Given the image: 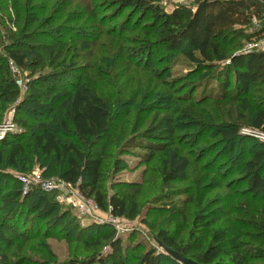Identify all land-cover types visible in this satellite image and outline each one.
I'll return each mask as SVG.
<instances>
[{"label":"trees","instance_id":"16d2710c","mask_svg":"<svg viewBox=\"0 0 264 264\" xmlns=\"http://www.w3.org/2000/svg\"><path fill=\"white\" fill-rule=\"evenodd\" d=\"M160 1L107 0L108 8L103 10L97 0H88L78 20L88 16L91 26L97 21L98 28L93 30L90 26L55 25L57 17L52 14L43 18L38 11L24 15L21 0H0V22L12 23L18 30L4 35L0 28V125L5 104L15 103L17 109L33 113H45L48 109L47 114L60 107L75 133L87 142L88 151L62 142L46 122L34 126L37 146L44 154L57 156L62 165L60 179L78 186L102 210L109 209L113 216L126 220H135L141 215L139 190L133 189L131 184H125L126 192L119 190L108 195L105 190L107 180L116 169L122 168L121 156L136 152L148 165L156 162L162 186L168 190L175 182L189 180L195 167L193 180L201 192L196 200L189 240L179 242L164 229L157 232L158 239L204 264H264V142L248 137L235 158L240 127L236 123L220 127L218 124L212 127L211 134L219 136L227 149L221 148L217 157L207 159L203 165L199 158L197 165L185 149L183 140L188 136H180L177 117L170 104L159 109L151 103L156 99L155 91L148 94L151 98L148 106L152 108L144 121L146 127L129 135V117L134 107L123 116L114 114L87 81L90 71L96 73L99 60L96 46L101 40L114 37L115 32L120 31V37L116 36L118 41L126 32L137 30L143 37L138 36L133 46L122 47L121 44L118 58L119 62L124 60L122 66L129 79L139 83L132 90L136 102L150 89L148 78L163 89L156 102L173 98L171 86L178 84L177 81L191 79L194 84H200L208 78L218 79L217 89L206 94L201 103L237 105L248 127L254 133H264V50L228 54V48L239 40L247 45L264 39V0H193L192 5H179L171 11ZM67 4L71 6V1ZM33 8L37 10V5ZM117 18L124 20L115 21ZM255 19L258 24L254 23ZM82 52H86L88 60L84 65L79 64ZM179 53L200 70L197 78L196 74H190L183 79H172L173 74L166 64L169 56ZM11 62L21 73H28L24 95L17 82L20 75L15 76ZM221 64H225V68L219 76V71L215 72ZM138 72L148 77L141 73L137 83L135 73ZM178 99L193 98L188 94ZM18 122L27 125L24 120ZM205 129L198 136L192 135L193 146L208 135ZM118 131L122 137L118 136ZM22 141L18 133L2 139L0 163L9 148L10 161L15 164L16 158L24 152ZM230 158L236 162H231ZM224 163L231 169L223 171ZM5 177L7 181L0 182V241L14 239L28 243L42 233L39 229L35 233L33 219L28 230L20 229L19 217L25 211L33 214L32 218L40 225L46 223L53 225V229L59 226L63 230L65 226L75 227L72 219L65 223L68 212L63 211L64 205L56 196L42 192L40 187L25 192L18 179ZM224 186L233 187L231 197L211 204L207 200L210 194ZM195 198L191 195L189 200L193 202ZM115 234L113 230L104 236L111 247L107 253L94 251L89 258L47 264H130L122 241ZM89 241L92 239L83 243ZM164 260L181 264L170 254L156 253L153 249L146 251L136 264H162ZM0 264H12L8 253L2 249Z\"/></svg>","mask_w":264,"mask_h":264},{"label":"rangeland","instance_id":"374dc122","mask_svg":"<svg viewBox=\"0 0 264 264\" xmlns=\"http://www.w3.org/2000/svg\"><path fill=\"white\" fill-rule=\"evenodd\" d=\"M71 1V6H68L67 2ZM107 0H97L101 3L103 10L108 8L106 5ZM23 5L24 15L26 13L31 14L34 11H38V14L50 16L51 14L57 17L58 24H68L73 26L91 27L93 30L98 28V23H94L91 26L89 23V17L78 20V17L84 13L83 7L88 0H21ZM29 2V3H28ZM160 3L166 8L167 11L173 10L179 5H192L193 0H161ZM37 5V10H34L33 5ZM12 5V4H11ZM100 5V6H101ZM112 11V10H111ZM107 11L105 10V13ZM14 13V12H13ZM110 12V9L108 10ZM1 16V14H0ZM125 17V16H124ZM1 18V17H0ZM101 18V16H100ZM126 18V17H125ZM124 19L117 18L115 21H122ZM69 21V23H68ZM111 27L112 23L107 24ZM1 33L9 35L12 32H17V27L12 23L0 22ZM90 32H92L90 30ZM124 34V33H123ZM121 32H115L114 37H105L101 40L100 44L96 46V50L99 53V60L96 62L95 72L92 70L87 77V81L91 86L93 92L104 98L108 106L112 109V112L116 115L123 116L130 108L134 107L132 115L129 117L128 134L132 135L133 131L142 127H146L144 124L146 118H149V111L152 105L149 107V93L155 91L154 107L164 108L170 104V107L177 117V123L179 125L180 136H188L183 141L185 142V149L190 153V156L195 164L201 160V165L205 163L207 159H212L214 156L219 155V151L227 149V144H223L219 141V136H213L211 134L212 127L219 124L220 126H226L228 124H238L240 127L241 137L237 144L236 156L239 151L245 145V141L248 137L258 138L264 142L263 136L256 134L248 127L247 119L241 117L240 110L237 105L225 104L217 106L216 103L206 102L201 103L206 94H209L212 89H217V84L220 83L218 79L208 78L203 83L194 84L191 79H185V82L172 83L171 90L174 91V97L165 102L159 100L156 102L159 92L163 91L161 85L151 82L148 78L147 82L150 87L147 90L146 96L143 99H139L136 102L133 98L132 90L136 88L139 83L138 79L143 72L137 74V83H133L129 77L125 74V67L122 66L124 60L119 62V53L122 47H129L136 45V38L138 36L143 37L137 30L126 32L122 39L116 40V36L120 37ZM6 39V38H5ZM248 44L244 45V42L240 40L233 43L228 48V54L240 53L244 51ZM80 59V65H84L88 60L86 59V52H82ZM224 65L221 64L217 70L219 76L224 72ZM167 68H170L173 76L172 79H183L190 74L200 73V70L184 55L176 54L172 57H168L166 64ZM162 65L160 69H162ZM27 72L21 73L19 85L23 89V95L26 90L25 80ZM145 77L147 78L148 76ZM220 79V77H219ZM145 80V79H144ZM145 84V81H144ZM220 92V87H219ZM190 94L192 100H179L178 98H184ZM253 95H257L254 93ZM168 103V104H167ZM57 105V103H56ZM14 104L3 105L4 118L0 125V133H5V139L10 134L18 133L23 138L24 152L16 158V163L13 164L10 161L9 151L7 148L4 154V159L0 163V182L5 183L7 181L6 175H10L13 178L19 180L23 185V189L27 187L24 183V179H28L34 182L36 179L50 180L59 178V172L62 170V165L59 162L55 154L46 155L37 146L35 141L34 126L41 122H46L50 125L53 132H55L60 140L64 143H72L78 145L81 149L88 151L87 142L81 139L74 131L73 125L68 121L64 114V111L60 108H54L49 114L48 109L45 113H33L29 111L19 110ZM147 107V108H146ZM19 120H24L27 125L23 126L19 124ZM150 120V119H149ZM10 123V124H8ZM66 123V124H65ZM7 125V126H5ZM206 128V129H205ZM207 130V136L196 146L192 145V135H197L202 130ZM122 133L118 131V136L122 137ZM261 136L259 138L257 136ZM254 138V139H255ZM2 141V139H0ZM250 143H253V140ZM188 143V144H186ZM116 144V143H115ZM117 146V145H116ZM114 150H116L114 146ZM208 153L210 156H205ZM120 156V155H119ZM122 161V168L116 169L112 177L105 183V190L108 195L117 193L119 190L126 192L125 184H131L133 189L139 190L138 201L140 203L141 215L135 220H126L121 218V225L115 226L113 222L98 223L93 216H83L74 208H69L66 205L63 206V211L68 212V219H72L71 224L63 230L62 227L53 229V225L50 224H38L37 220L32 218L33 214L29 211H25L22 217H19V226L22 230H28L32 226V219L34 220V231L41 230V234L37 238H31L28 243L3 239L0 241V249L6 251L10 257L12 264H47L49 262H68L72 259L89 258L94 251H100V253H107L111 247L109 240L104 237L109 231H115L116 237L122 241L124 252L127 256V261L130 264H136L138 259L148 250L153 249L156 253L164 252L162 246L158 243L157 232L161 229L168 230L175 236L176 240L183 242V240H189V231L191 228L192 218L195 215L198 194L201 190L196 188L193 177L195 174V167H192L191 178L187 181H179L173 184L171 190L165 189L162 186L158 165L156 162L147 164L143 162L142 158L134 152L133 154H126L120 157ZM235 163L236 159H229ZM226 161V160H225ZM232 164V163H231ZM198 165V164H197ZM223 171L231 169L229 164H222ZM201 167V166H200ZM198 167L197 169L199 170ZM233 167V164L232 166ZM23 179V180H22ZM220 180V177H219ZM2 183H0L1 185ZM31 184L30 189L35 188ZM37 187V186H36ZM233 188V187H231ZM227 186L217 188L212 192L207 199L211 204L215 205L217 202L225 200L231 197L233 189ZM42 192L57 197L56 193H50L40 188ZM124 189V190H123ZM4 190L3 192H5ZM81 191V190H80ZM195 195L196 198L190 201V196ZM220 199V200H219ZM98 216H102L105 220L109 219V209H100ZM125 219V220H124ZM77 225L79 228L77 229ZM42 228V229H41ZM2 231L0 230V233ZM45 232V234H43ZM51 234H56L53 236ZM92 239L89 241V245L83 243L86 239ZM162 264H176L172 260H164Z\"/></svg>","mask_w":264,"mask_h":264},{"label":"built area","instance_id":"2783aa9c","mask_svg":"<svg viewBox=\"0 0 264 264\" xmlns=\"http://www.w3.org/2000/svg\"><path fill=\"white\" fill-rule=\"evenodd\" d=\"M254 23L258 24V21L255 19ZM252 50H256V51L264 50V39L249 43L248 46L245 48L244 52H250ZM11 65H12V70L15 73V76L18 75L21 76L20 74L21 72L19 68L16 67V65L13 62H11ZM20 79L17 80L18 84ZM256 134L257 135L260 134L261 136H263V138L260 135L257 137L264 139V133L257 132ZM5 136L6 135L4 132L0 133V139H3ZM34 182L35 184L33 186L40 187L50 193H56L57 194L56 199L62 205H66L68 207L74 208L77 211V213H80L83 216L86 215L93 216L98 223L110 221L113 222L117 227H119L122 223L121 222L122 219L120 217L113 216L111 212L108 220H105L104 218H102V216H98L97 214L99 213V210L101 208L98 206L97 202L94 199L86 197L80 191L78 186H74L60 178H54L50 180H46V179L41 180L38 178ZM34 182L29 181L27 178L24 179V183L27 185V187L24 188L25 192L30 190V186Z\"/></svg>","mask_w":264,"mask_h":264},{"label":"water","instance_id":"95a60500","mask_svg":"<svg viewBox=\"0 0 264 264\" xmlns=\"http://www.w3.org/2000/svg\"><path fill=\"white\" fill-rule=\"evenodd\" d=\"M158 243L160 246L163 247L165 253L175 257L181 264H204L185 256L183 253L169 247L167 244H165L163 241L159 239H158Z\"/></svg>","mask_w":264,"mask_h":264}]
</instances>
